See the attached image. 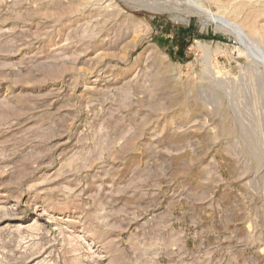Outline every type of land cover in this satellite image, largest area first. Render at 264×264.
Here are the masks:
<instances>
[{
    "label": "rangeland",
    "instance_id": "rangeland-1",
    "mask_svg": "<svg viewBox=\"0 0 264 264\" xmlns=\"http://www.w3.org/2000/svg\"><path fill=\"white\" fill-rule=\"evenodd\" d=\"M0 264H264V0H0Z\"/></svg>",
    "mask_w": 264,
    "mask_h": 264
},
{
    "label": "bare ground",
    "instance_id": "bare-ground-1",
    "mask_svg": "<svg viewBox=\"0 0 264 264\" xmlns=\"http://www.w3.org/2000/svg\"><path fill=\"white\" fill-rule=\"evenodd\" d=\"M218 16H219V15H218ZM220 17H222V16H220ZM216 18H217V16H216ZM218 19H219V17H218ZM223 19H224V18H223ZM223 19H222V20H223ZM222 20H220V21H222ZM225 20H226V19H225ZM223 21H224V20H223ZM223 21H222V22H223ZM224 24H225V23H224ZM226 25H228V26H230V27H232V28H233V27H234V28H237V27L240 28L237 24H235V23L232 22L231 20H230V21H227ZM236 26H237V27H236ZM232 28H231V29H232ZM238 28H237V29H238ZM232 30H234V29H232ZM240 30H242V29L240 28ZM237 32H239V30H238ZM241 34H242V33H241ZM241 36H242V35H241Z\"/></svg>",
    "mask_w": 264,
    "mask_h": 264
}]
</instances>
